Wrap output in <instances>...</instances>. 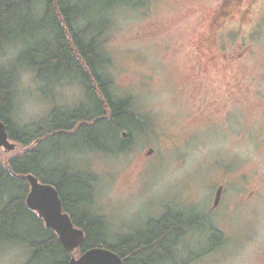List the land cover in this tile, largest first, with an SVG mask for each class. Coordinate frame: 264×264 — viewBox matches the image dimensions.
Wrapping results in <instances>:
<instances>
[{
	"label": "rangeland",
	"instance_id": "374dc122",
	"mask_svg": "<svg viewBox=\"0 0 264 264\" xmlns=\"http://www.w3.org/2000/svg\"><path fill=\"white\" fill-rule=\"evenodd\" d=\"M222 1L150 0L145 9H116L100 39L111 59L107 70L114 93L129 97L151 126L133 137L125 153L85 149L61 159L96 176L91 209L105 217L113 234L132 233L168 207L199 212L209 221L213 216L211 224L227 233L225 244L188 261L207 247L205 232L188 233L177 245L178 264H264V176L249 179L248 190H260L251 199L236 179L244 161L264 174V0H228V17L213 28ZM16 52L9 45L0 66ZM41 87L33 71L18 69L13 117L20 126L32 128L53 107L84 100L77 82ZM259 132L263 144L256 147L252 134ZM10 142L14 149L0 147L4 165L25 150ZM225 165L232 183L224 209L211 213L214 182L221 181ZM28 256L23 245L0 246V264H25Z\"/></svg>",
	"mask_w": 264,
	"mask_h": 264
},
{
	"label": "trees",
	"instance_id": "16d2710c",
	"mask_svg": "<svg viewBox=\"0 0 264 264\" xmlns=\"http://www.w3.org/2000/svg\"><path fill=\"white\" fill-rule=\"evenodd\" d=\"M149 6L150 0H0V53L11 44L17 46L15 59L0 66V121L10 140L25 147L5 165L0 162V246H25L29 249L25 264H69L73 254L93 247L116 252L124 264H178L180 240L194 230L212 228L199 212L168 207L132 233L113 234L105 217L91 209L96 176L61 160L71 151L85 149L125 153L133 137L151 126L132 108L129 97L114 93L107 70L111 59L100 41L116 9ZM19 68L33 71L40 89L42 84L52 89L63 81L77 82L84 100L71 108L53 107L32 128L20 126L13 117ZM28 174L55 187L63 211L84 233L78 249H65L55 232L27 207ZM209 240L206 249L191 253L188 261L216 250L220 234L214 232Z\"/></svg>",
	"mask_w": 264,
	"mask_h": 264
},
{
	"label": "water",
	"instance_id": "95a60500",
	"mask_svg": "<svg viewBox=\"0 0 264 264\" xmlns=\"http://www.w3.org/2000/svg\"><path fill=\"white\" fill-rule=\"evenodd\" d=\"M125 136V133H123ZM0 147L6 151L14 149L10 142L5 124L0 121ZM149 149L147 154H151ZM29 191L25 197L27 207L34 211L44 222L46 228L52 229L67 250L78 249L84 240L83 231L74 226L70 216L63 211L62 202L55 187L43 183L32 174L26 175ZM221 188L216 191L215 203L218 202ZM69 264H124L120 256L105 247H93L85 250L78 257L72 256Z\"/></svg>",
	"mask_w": 264,
	"mask_h": 264
},
{
	"label": "flooded vegetation",
	"instance_id": "af4514ba",
	"mask_svg": "<svg viewBox=\"0 0 264 264\" xmlns=\"http://www.w3.org/2000/svg\"><path fill=\"white\" fill-rule=\"evenodd\" d=\"M227 2H228V0H223L221 3L222 7L220 9L218 8L217 11L215 12L214 16L212 17L211 25L213 28H215L219 25L221 26L224 19H226L228 17L229 12H227L226 9L224 8V7H226ZM217 21H218V23H217ZM222 58L226 60L227 56L223 54ZM208 60L210 62L215 61L216 55L211 56L208 54ZM252 135H253L252 137H253L254 141L256 142V147L261 146L263 144L262 134L259 132L258 135H256V134H252ZM256 162L257 161L255 160V163ZM227 167L228 166L225 165L224 169L220 170L222 172L221 181L219 183L214 182L213 188L215 189V191H214V195H213V199H212L211 207H210L211 213L218 212L219 209H224V207H225L224 192H226V190H227L228 182L232 183V181L229 178L230 177V171H228ZM241 167H242V170L239 172L236 179L239 178L241 181V184L243 185L241 190H243L245 192L244 193L245 199H249V198L251 199L253 197L255 198V195H257V193H259L260 190H259V187L257 185L254 188H251V191L248 190V184L250 182L249 179H253V180L258 181L264 176V174L261 171V169H258L255 167L248 169L247 168V161L242 162ZM235 180H233V181H235ZM219 188H221V194H220L218 202L215 203L216 191ZM223 212H225V210ZM209 218H210L211 222L214 220V217L211 215L209 216ZM194 231H197V230H194ZM202 232H205L206 245L210 244L209 237H211L214 234V232H218L220 234V242H219V246L217 249L221 248L225 244V241L227 239L226 231L223 228L218 227V225H216V224H212L211 229H206V230H203ZM180 241H182V239Z\"/></svg>",
	"mask_w": 264,
	"mask_h": 264
},
{
	"label": "bare ground",
	"instance_id": "6f19581e",
	"mask_svg": "<svg viewBox=\"0 0 264 264\" xmlns=\"http://www.w3.org/2000/svg\"><path fill=\"white\" fill-rule=\"evenodd\" d=\"M17 146V145H16Z\"/></svg>",
	"mask_w": 264,
	"mask_h": 264
}]
</instances>
